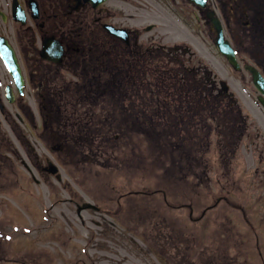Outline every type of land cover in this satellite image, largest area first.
Wrapping results in <instances>:
<instances>
[{
    "label": "rangeland",
    "instance_id": "374dc122",
    "mask_svg": "<svg viewBox=\"0 0 264 264\" xmlns=\"http://www.w3.org/2000/svg\"><path fill=\"white\" fill-rule=\"evenodd\" d=\"M202 57L221 78L224 67L233 72L223 59ZM242 73L228 80L247 120L241 139L228 129L212 131L206 115L204 128L181 122L200 117L196 109L175 116L173 108L166 116V95L157 91L161 107L155 108V98L144 91L150 87L129 117L115 89L108 88L107 100L95 96L92 132L85 138H73L69 125L56 123L57 132L42 140L29 129L27 140L0 141V264H74L69 246L85 243L90 230L109 237L90 246L101 257L94 264L198 263L205 245L220 259L235 250L238 260L256 259L248 253L257 241L264 245V108L251 75ZM58 144L61 152L51 149ZM191 151L190 167L185 159ZM47 161L58 174L41 169ZM213 203L217 207L204 216L201 208Z\"/></svg>",
    "mask_w": 264,
    "mask_h": 264
},
{
    "label": "flooded vegetation",
    "instance_id": "af4514ba",
    "mask_svg": "<svg viewBox=\"0 0 264 264\" xmlns=\"http://www.w3.org/2000/svg\"><path fill=\"white\" fill-rule=\"evenodd\" d=\"M217 26L234 51L239 70L218 51ZM202 55L213 62L223 59L233 72L224 67L225 76L219 77ZM173 65L195 76L208 72L212 93L235 99L220 89L222 82L236 78V73H249L247 66L256 67L264 77V0H0V141L27 140L29 129L35 139L42 140L51 131L57 132L56 123L69 125L73 138H85L92 132V99L101 95L107 100L108 88L115 89L126 117L131 108L136 113L142 89L150 87L152 90L144 91L155 98V108L160 97L157 91L165 87L167 116L174 109L175 116L188 115L186 92L162 83ZM251 82L254 86L252 77ZM101 113L103 119L105 114ZM210 120V129L218 130L219 135L221 123L228 121L234 124L235 139L246 135L247 120L243 117ZM181 122L192 127L201 123L204 128L205 116ZM51 149L61 152L63 147L58 144ZM192 152L186 161L195 159ZM187 164L192 166L189 160ZM41 169L49 173L46 167ZM202 174L196 171L195 176ZM217 205L201 208L204 216ZM246 233L252 236V228ZM65 235H60V245ZM84 236L85 243L68 245L72 261L97 263L101 257L91 253L90 246H101L109 237L103 230H90ZM72 240L69 235L67 241ZM239 253L235 250L230 259H220L218 250L209 252L205 245L198 252V263L193 259L191 264H264V245L259 241L248 253L256 259L238 260ZM185 256L188 262L189 255Z\"/></svg>",
    "mask_w": 264,
    "mask_h": 264
},
{
    "label": "trees",
    "instance_id": "16d2710c",
    "mask_svg": "<svg viewBox=\"0 0 264 264\" xmlns=\"http://www.w3.org/2000/svg\"><path fill=\"white\" fill-rule=\"evenodd\" d=\"M165 77L166 80L162 79L164 85L169 87L171 84L172 87L177 86L178 90L183 89L184 92H186V110H189V113L196 109L199 114L203 116L206 115L211 119L215 117H225L228 114L240 117V109L238 103L234 99L231 97L227 98L220 93L215 95L212 93L213 90L209 87L211 79L209 78L208 72H200L199 75L195 76L194 73H187L182 70L180 66H173L171 70L167 69ZM178 83L181 85H178ZM160 89H162L161 92L164 93L167 91L165 87H160ZM199 103L201 104L198 106ZM158 107H161L159 102ZM221 124L228 125L227 123ZM221 127V130H225L224 128H226V126Z\"/></svg>",
    "mask_w": 264,
    "mask_h": 264
},
{
    "label": "water",
    "instance_id": "95a60500",
    "mask_svg": "<svg viewBox=\"0 0 264 264\" xmlns=\"http://www.w3.org/2000/svg\"><path fill=\"white\" fill-rule=\"evenodd\" d=\"M218 27V31H219V36H218V40H217V48L218 50L225 55L228 60L230 61V63L235 67V68H239V65L236 61V57L234 55L233 50L230 48V46L228 44H226L222 38V32L221 29ZM248 70H250V72L252 73L253 76V81L254 84L256 86V88L258 89V91L260 92V96H259V101L262 103V105L264 106V78L263 76L260 74V72L251 66L247 67ZM222 88L223 90L227 91L228 87H225V84L222 83ZM48 171L52 174H56L58 172V168L56 166H54L53 164L50 165V168L48 169Z\"/></svg>",
    "mask_w": 264,
    "mask_h": 264
}]
</instances>
